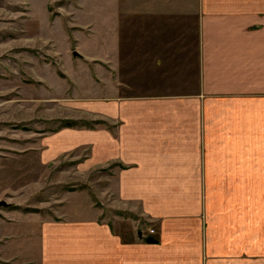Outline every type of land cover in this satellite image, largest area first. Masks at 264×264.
<instances>
[{"label":"crops","instance_id":"crops-1","mask_svg":"<svg viewBox=\"0 0 264 264\" xmlns=\"http://www.w3.org/2000/svg\"><path fill=\"white\" fill-rule=\"evenodd\" d=\"M101 2L99 30L86 34L99 49L81 47L84 61L110 72L97 81L104 75L115 90L128 69H146V94L102 105L98 113L116 125L65 148L92 147L77 170L107 173L95 180H111L126 201L121 210L142 207L146 239L124 240L99 215L47 220L38 264H117L122 251L133 262L136 250L146 264H264V0ZM137 17L139 31L129 22ZM32 223L17 222L22 230L12 235L23 264L37 250Z\"/></svg>","mask_w":264,"mask_h":264},{"label":"rangeland","instance_id":"rangeland-1","mask_svg":"<svg viewBox=\"0 0 264 264\" xmlns=\"http://www.w3.org/2000/svg\"><path fill=\"white\" fill-rule=\"evenodd\" d=\"M101 1L0 0V201L7 203L0 207V237L17 236L22 227L16 223L32 221L33 228L26 230L28 235L33 232L37 250L26 258H34L33 264H38L42 251L40 223L47 220L99 215L124 240L137 241L136 232L146 234L142 207L121 210L118 206L124 207L126 201L111 192V180L98 183L95 177L101 171L91 175L77 170L92 155V147L65 148L71 141L92 138L96 129L116 125L98 113L102 105L122 107L129 96L146 94V69H128L134 71L132 76L122 75L125 80L115 90L104 75V82L97 81L102 73L111 77L110 72L85 62L81 47L89 52L99 49L95 38L86 34L99 30L95 22ZM80 3L84 10L77 9ZM106 4L110 7V0ZM137 18L129 22L139 31L143 21ZM79 25L87 27L84 35L72 31ZM107 35L110 50L113 37ZM139 79L145 85L135 86ZM114 96L121 98L108 99ZM65 121L75 125L65 126ZM10 239L6 245L0 243L2 257L9 258L6 264H23L21 247ZM120 253L117 264H146L141 250H136L133 262L130 255ZM17 254L21 258L14 260ZM3 258L0 264H5Z\"/></svg>","mask_w":264,"mask_h":264},{"label":"water","instance_id":"water-1","mask_svg":"<svg viewBox=\"0 0 264 264\" xmlns=\"http://www.w3.org/2000/svg\"><path fill=\"white\" fill-rule=\"evenodd\" d=\"M74 56H78V53L77 52H74ZM6 202L5 201H0V207H2V206H6ZM139 237H143V235L140 233L139 234ZM147 241L149 242V243H155L156 242V240L154 239V238H149V239H147Z\"/></svg>","mask_w":264,"mask_h":264},{"label":"trees","instance_id":"trees-1","mask_svg":"<svg viewBox=\"0 0 264 264\" xmlns=\"http://www.w3.org/2000/svg\"><path fill=\"white\" fill-rule=\"evenodd\" d=\"M65 126H74L75 123H73L72 121H65Z\"/></svg>","mask_w":264,"mask_h":264},{"label":"built area","instance_id":"built-area-1","mask_svg":"<svg viewBox=\"0 0 264 264\" xmlns=\"http://www.w3.org/2000/svg\"><path fill=\"white\" fill-rule=\"evenodd\" d=\"M154 233H155V230L154 229H150L149 234H154ZM143 237L146 239V234L145 235L143 234Z\"/></svg>","mask_w":264,"mask_h":264}]
</instances>
